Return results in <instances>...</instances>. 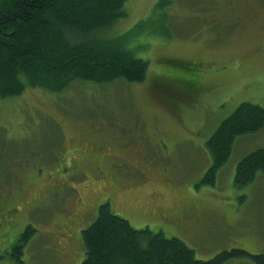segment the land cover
I'll use <instances>...</instances> for the list:
<instances>
[{
    "label": "rangeland",
    "instance_id": "1",
    "mask_svg": "<svg viewBox=\"0 0 264 264\" xmlns=\"http://www.w3.org/2000/svg\"><path fill=\"white\" fill-rule=\"evenodd\" d=\"M159 1L128 0L107 30L134 32L145 81L0 96V264H79L82 231L108 200L134 227L177 236L198 259L264 252V172L235 183L238 162L264 147V127L237 139L215 184L203 182L218 125L243 101L264 106V0ZM157 75H180L195 90L177 98L155 88ZM28 225L35 232L16 258Z\"/></svg>",
    "mask_w": 264,
    "mask_h": 264
},
{
    "label": "trees",
    "instance_id": "2",
    "mask_svg": "<svg viewBox=\"0 0 264 264\" xmlns=\"http://www.w3.org/2000/svg\"><path fill=\"white\" fill-rule=\"evenodd\" d=\"M127 1L0 0V96H22L29 88L56 94L76 87L77 83L145 81L149 61L135 54L130 45L134 32L107 34L110 27L126 16ZM166 2L169 0H160L156 5L160 7ZM145 21L138 23L139 30ZM164 61L187 64L176 58ZM195 85L180 75H157L155 81V88L178 92L177 98L191 95ZM263 127L264 106L241 102L207 141L213 162L203 182L215 184L237 139ZM259 172H264V147L249 152L238 162L235 183L245 186ZM34 230L31 225L26 226L14 244L12 252L16 258L24 251V240ZM82 237L86 255L79 264H227L238 258L264 264V252L251 253L240 247L198 259L194 249L181 238L148 227H134L113 211L109 200L100 204L96 218L83 229Z\"/></svg>",
    "mask_w": 264,
    "mask_h": 264
}]
</instances>
